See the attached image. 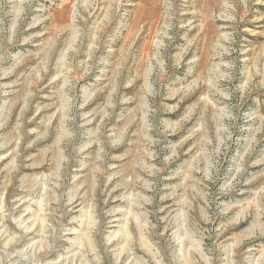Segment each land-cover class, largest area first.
<instances>
[{
	"label": "rangeland",
	"instance_id": "obj_1",
	"mask_svg": "<svg viewBox=\"0 0 264 264\" xmlns=\"http://www.w3.org/2000/svg\"><path fill=\"white\" fill-rule=\"evenodd\" d=\"M0 264H264V0H0Z\"/></svg>",
	"mask_w": 264,
	"mask_h": 264
},
{
	"label": "bare ground",
	"instance_id": "obj_2",
	"mask_svg": "<svg viewBox=\"0 0 264 264\" xmlns=\"http://www.w3.org/2000/svg\"><path fill=\"white\" fill-rule=\"evenodd\" d=\"M69 3V2H68ZM69 14V13H68ZM41 207V206H40ZM42 208V207H41ZM137 230H139V229H137ZM139 232H140V230H139ZM177 233V232H176ZM122 234V233H121ZM127 234V233H126ZM175 234V233H174ZM116 236V235H115ZM125 236V235H124ZM127 236V235H126ZM128 237V236H127ZM115 239V238H114Z\"/></svg>",
	"mask_w": 264,
	"mask_h": 264
}]
</instances>
